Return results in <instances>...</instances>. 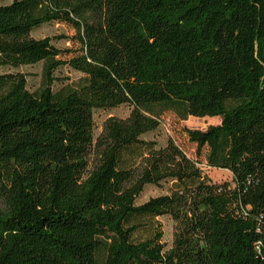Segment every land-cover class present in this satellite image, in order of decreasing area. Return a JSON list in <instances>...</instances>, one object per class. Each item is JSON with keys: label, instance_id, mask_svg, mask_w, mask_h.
Masks as SVG:
<instances>
[{"label": "trees", "instance_id": "trees-1", "mask_svg": "<svg viewBox=\"0 0 264 264\" xmlns=\"http://www.w3.org/2000/svg\"><path fill=\"white\" fill-rule=\"evenodd\" d=\"M52 23L74 48L31 37ZM40 63L33 91L10 72ZM63 67L82 77L55 90ZM123 105L94 137L93 112ZM176 105L220 119L185 130L196 160L142 139ZM202 151L231 183L211 182ZM0 264H264V0L0 5Z\"/></svg>", "mask_w": 264, "mask_h": 264}, {"label": "rangeland", "instance_id": "rangeland-1", "mask_svg": "<svg viewBox=\"0 0 264 264\" xmlns=\"http://www.w3.org/2000/svg\"><path fill=\"white\" fill-rule=\"evenodd\" d=\"M13 0H0V5H8ZM73 35V30L63 24H47L34 29L31 32V37L41 39L45 37L57 38L53 41V45L58 49L74 48L70 41ZM43 65L37 64L34 66L21 67L17 70H10V72H18L25 76L27 87L30 91L35 90L41 80ZM54 89L75 84L82 76L70 70L67 67L59 68L55 73ZM131 112L129 106H120L108 110H96L93 112V134L97 137L101 131L104 122L109 118L124 119ZM160 125L158 129L142 137L146 141H154L157 147H163L168 140L173 141L187 156L195 159V146L188 142L185 130H199L205 131L211 126H216L220 123L219 118H192L183 114L179 106H170L160 108L156 112ZM202 155L197 159L199 167L209 177L212 183H231V174L225 170L213 169L206 166ZM196 160V159H195ZM169 185L162 184L161 186H146L140 196L136 200V205L145 203L150 198L165 195L168 193ZM162 232V240L165 250L170 249L173 239L174 223L170 217L164 216L156 219Z\"/></svg>", "mask_w": 264, "mask_h": 264}]
</instances>
